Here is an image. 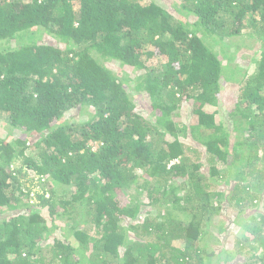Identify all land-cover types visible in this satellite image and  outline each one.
I'll use <instances>...</instances> for the list:
<instances>
[{
	"label": "trees",
	"instance_id": "trees-1",
	"mask_svg": "<svg viewBox=\"0 0 264 264\" xmlns=\"http://www.w3.org/2000/svg\"><path fill=\"white\" fill-rule=\"evenodd\" d=\"M175 9L178 17L156 1L0 0V116L21 130L0 140V264H264V252L250 262L226 242L249 231L264 243V0ZM244 28L257 29L258 60L230 124L223 108H208L237 75L224 69L225 40ZM38 29L53 40L24 39ZM105 61L140 73L136 95ZM185 104L196 117L188 125ZM224 177L234 184L214 190ZM56 186L67 192L56 197ZM59 217L75 223L71 235Z\"/></svg>",
	"mask_w": 264,
	"mask_h": 264
},
{
	"label": "rangeland",
	"instance_id": "rangeland-1",
	"mask_svg": "<svg viewBox=\"0 0 264 264\" xmlns=\"http://www.w3.org/2000/svg\"><path fill=\"white\" fill-rule=\"evenodd\" d=\"M143 3L146 2H150V1H156L160 4L165 5L169 10H171L175 15L180 14L181 10L179 9V12L176 11L175 6L179 5L181 3V0H141ZM175 10V11H174ZM183 13V12H182ZM254 19L258 21L257 23V27H263L261 21H260V17L258 13H255L253 15ZM179 20H184V17L179 18ZM257 29L255 28V30L253 29H247L244 28L242 30V33L240 35H236V36H232L231 38L226 39L225 41L227 43L226 48L228 49V55L231 56L232 61H228L225 62L224 66H225V70L226 71H232L235 70L237 75H235V78L233 79H226L225 82H223V96L222 99H224L223 103L219 106H212L210 108H208L209 111H213L217 108L221 109L223 108V110L221 111V113L218 114V116L220 118H226L230 124H232V119L229 117V113L233 110H235V106L237 103H239V101H241V86L244 85L245 81H247L248 75L253 74L256 71V63L258 60V57H256V48L258 46H260L259 43V37H258V33L256 31ZM259 30V29H258ZM24 39L27 41L28 39H35V40H39V41H43V42H47L50 40H53L50 36V34L46 33L44 29H38V30H32L31 33H28ZM230 40V42H229ZM20 43L21 41L18 40ZM16 40L10 41L9 45L10 46H16L19 45V42ZM5 42H0V46L3 47V44ZM8 45V44H7ZM215 49V48H214ZM216 51L218 53L221 52L222 55V51L220 50L219 46L216 47ZM151 64H156L158 62V59H149L148 61ZM105 65H107V67L109 69H111L113 72H115L117 75H119L122 78H128V80L130 79V82L127 83V86L135 93V85H136V78L139 76L140 73H138L137 71H134L132 68H125L124 66L119 65L116 62H106L105 61ZM241 69V70H240ZM243 70V73L246 71V75L243 77V73L241 72ZM228 72V73H230ZM229 75V74H228ZM232 75L231 77H233V73L230 74ZM230 77V78H231ZM264 93V91H262ZM143 98H146L144 101H147V96L146 94H143ZM142 98L139 99L140 101V106L139 107H147L145 104H143V102H141ZM149 102V98L148 101ZM148 104V103H147ZM189 105V104H188ZM141 109V108H140ZM192 106H187L185 104V108L181 111V119H180V124L184 125H188L189 123H193L196 122V117L192 116L193 112H192ZM192 112V113H191ZM79 118L78 120H82L84 118V114L85 112H79ZM75 114V112H74ZM69 117V115H68ZM192 117V118H191ZM234 134L231 137V143L232 140L234 139ZM21 135V130H17L16 128L12 127L4 117L0 116V140H5V141H10L12 142L14 139H16L18 136ZM93 144V143H91ZM94 148L96 149L97 145L93 144ZM263 151V148L261 150V152ZM251 152V151H250ZM189 156L191 157V162L190 164L194 165L193 163H197V158L193 157L195 156L192 152H188ZM179 160H175L174 162H178ZM17 164H19V162H17ZM220 167L223 165V162H221ZM191 166V165H190ZM256 168L264 171V159L261 161H257L256 164ZM236 169V168H235ZM231 178H233V176L231 175ZM226 179H228V177H224L222 180L221 179H217L216 182L213 184V189H219V190H223L226 191L227 189H229L233 184V179H230L231 182H227ZM176 180L178 181V178H176ZM248 180H250V178H248ZM236 182V181H235ZM56 188L58 189V194L56 195V197H61L63 196V193L67 192L65 187H61L59 189L58 186H56ZM129 193L132 194H136L138 193V189L136 187H132L130 188ZM34 202V201H33ZM27 205V204H26ZM251 210V209H250ZM252 211V210H251ZM43 214H47L46 209L42 211ZM157 213H153V217L155 219L156 218ZM236 217V213L232 211V213L230 214V222L233 221L232 224V229L236 230V224L234 222V218ZM255 220L251 219L250 223L255 221H260L261 216L257 215L255 216ZM55 222L57 224H59L61 230L63 232H65L66 236L71 235V231H72V227L75 226L74 222H71L70 219H67L65 217H59L56 218ZM234 237L231 240L226 239V242L229 246V251L231 254H236V252L242 250L243 253L237 255L238 258H242L243 260L245 258H253L254 255L257 256H261L264 252V243H262L261 241L255 239L251 233L245 232L244 234L239 233V232H233L231 236ZM225 239V237H222ZM245 239L247 240L245 242V245L240 246L237 244V241L239 239ZM88 253H86V256ZM78 256V255H77ZM79 257V256H78ZM231 258V257H229ZM256 260V257L254 259H249L248 261L253 262ZM80 264H90V262L86 261L85 259H81L79 261ZM258 264L261 263V260H258L257 262Z\"/></svg>",
	"mask_w": 264,
	"mask_h": 264
}]
</instances>
